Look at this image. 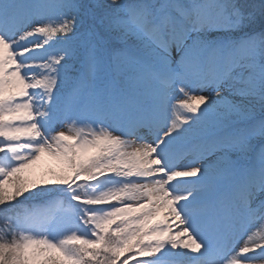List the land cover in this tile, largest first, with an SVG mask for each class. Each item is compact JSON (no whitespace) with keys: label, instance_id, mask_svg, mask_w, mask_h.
<instances>
[{"label":"snow or ice","instance_id":"obj_1","mask_svg":"<svg viewBox=\"0 0 264 264\" xmlns=\"http://www.w3.org/2000/svg\"><path fill=\"white\" fill-rule=\"evenodd\" d=\"M0 264H264V0H0Z\"/></svg>","mask_w":264,"mask_h":264},{"label":"rangeland","instance_id":"obj_2","mask_svg":"<svg viewBox=\"0 0 264 264\" xmlns=\"http://www.w3.org/2000/svg\"><path fill=\"white\" fill-rule=\"evenodd\" d=\"M41 171H42V169H40V168H37V174H40V173H41Z\"/></svg>","mask_w":264,"mask_h":264}]
</instances>
